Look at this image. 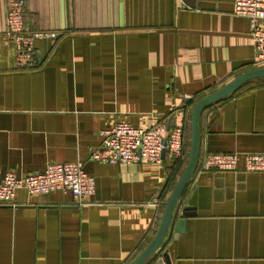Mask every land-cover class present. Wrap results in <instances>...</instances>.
<instances>
[{"label":"crops","instance_id":"1","mask_svg":"<svg viewBox=\"0 0 264 264\" xmlns=\"http://www.w3.org/2000/svg\"><path fill=\"white\" fill-rule=\"evenodd\" d=\"M25 1L24 26L47 35L35 39L36 64L17 66L2 39L0 0V170L80 160L95 192L75 205L70 192L18 189L15 204L0 205V264H127L154 236L186 165L195 100L258 67L249 22L232 12L233 0ZM209 105L199 164L143 264H165V254L170 264H264V171L201 167L212 152L264 153V78ZM179 120V158H90L101 130L118 122L171 128Z\"/></svg>","mask_w":264,"mask_h":264},{"label":"built area","instance_id":"2","mask_svg":"<svg viewBox=\"0 0 264 264\" xmlns=\"http://www.w3.org/2000/svg\"><path fill=\"white\" fill-rule=\"evenodd\" d=\"M25 0H4L5 32L3 42H11L15 48V64L19 67H32L36 64L34 53L35 39L47 35L32 32L23 24ZM232 12L245 17L254 46L253 63L264 66V0H233ZM53 35V34H50ZM187 99L190 96H185ZM100 146L91 153L92 160L110 164L149 162L159 164L163 151L170 158H179L183 153V121L171 127L157 123L147 128H137L127 122H118L108 129L101 130ZM165 138V143L163 139ZM242 166L245 171H264V153L212 152L204 156L203 170H236ZM18 189L26 191L30 197L53 191L70 192L75 205L89 202L95 192V180L88 175L83 162H51L39 172L16 174L0 170V205H13Z\"/></svg>","mask_w":264,"mask_h":264},{"label":"water","instance_id":"3","mask_svg":"<svg viewBox=\"0 0 264 264\" xmlns=\"http://www.w3.org/2000/svg\"><path fill=\"white\" fill-rule=\"evenodd\" d=\"M260 77H264V66L246 70L219 88L210 91L195 100L191 110L189 150L186 165L175 185L173 186L167 200L163 202L164 208L161 220L154 236L146 244V246L127 264H143L146 262L147 259H149V257H151L162 245L165 237L168 234L169 228L174 222V210L176 208L178 199L195 172L197 166L200 148V119L204 108L209 104L229 95L243 84ZM163 143H165V138L163 139ZM184 216L185 215H181V217L176 221V232L183 230L185 224ZM164 257L165 264H170L166 254Z\"/></svg>","mask_w":264,"mask_h":264},{"label":"trees","instance_id":"4","mask_svg":"<svg viewBox=\"0 0 264 264\" xmlns=\"http://www.w3.org/2000/svg\"><path fill=\"white\" fill-rule=\"evenodd\" d=\"M260 78H264V77H260ZM260 78H256V79H254V80H251V81H249V82H247V83H251V82H254L255 80H259ZM247 83H245V84H243V85H246ZM242 85V86H243ZM242 86H240L238 89H236V90H234L232 93H234V92H236L237 90H239V89H241V87ZM232 93H230V94H232ZM229 94V95H230ZM228 96V95H227ZM226 97V96H225ZM210 106V105H209ZM208 106H206L205 108H204V110L207 108ZM203 112V111H202ZM199 164V161L197 162V165Z\"/></svg>","mask_w":264,"mask_h":264}]
</instances>
